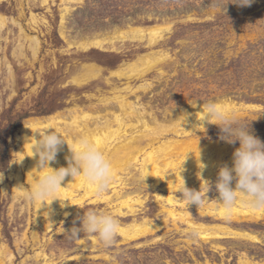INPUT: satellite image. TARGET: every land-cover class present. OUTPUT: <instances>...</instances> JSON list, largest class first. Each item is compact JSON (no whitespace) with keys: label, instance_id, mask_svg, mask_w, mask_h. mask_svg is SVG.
<instances>
[{"label":"rangeland","instance_id":"1","mask_svg":"<svg viewBox=\"0 0 264 264\" xmlns=\"http://www.w3.org/2000/svg\"><path fill=\"white\" fill-rule=\"evenodd\" d=\"M227 3L228 0L0 1L2 14L16 18L28 35L40 39L36 59L30 42L20 37L18 24L9 22L0 31V170L4 176L0 181V244L7 248L2 254L4 264H241L244 260L264 264V217L238 221L221 215L220 210L209 213L210 203H218L215 179L208 181V197L202 207L172 203V208L168 197L183 199L173 188H165L164 181L152 183L156 181L154 177L148 184H131L132 173L123 175L130 185L117 187L121 197L115 188L107 187L80 203L76 201L82 196L79 193L65 202L68 208L67 204L64 209L58 206L55 221L39 213L37 205L26 200L23 190L15 185L19 163L12 162L19 161L20 129L26 121L57 112L67 115L72 105L89 109L97 100L94 95H111L115 84L121 88L129 81L133 87L149 83L146 90L140 89L129 97L166 122L172 113L192 103L220 101L230 116L250 126V131L264 142V0H254L250 6ZM66 5L69 11L62 25ZM33 15L37 24L32 21ZM132 26L143 27L148 34L145 32L143 38L119 37L120 32ZM156 26L163 28L162 36L151 42L148 29ZM94 36L112 38L113 42L106 43L105 48L80 46ZM21 42L22 56L18 50ZM144 54L154 57L157 64L143 78L118 79L112 74L123 69V63L139 62ZM87 63L100 65L101 74L79 85L75 77ZM219 135V127L211 123L197 136L204 144L224 145L226 141ZM230 145L235 149L239 142ZM230 156L226 155V160ZM224 163L232 165L231 161ZM208 182L198 189L186 186L203 193ZM23 184L29 186L25 175ZM127 195L131 196L126 203L133 204L138 220L148 217L155 223L164 222L162 226L136 239L119 233L112 246H105L92 234L72 237L67 232L74 222L79 225L77 216L89 210L115 215L121 225L131 223L132 214L121 216L114 210L123 206L129 212L121 202ZM133 195L143 199V205L131 201ZM167 207L190 213L193 221L214 227L220 235H200L169 216ZM218 226L246 231L257 238L229 233Z\"/></svg>","mask_w":264,"mask_h":264},{"label":"bare ground","instance_id":"2","mask_svg":"<svg viewBox=\"0 0 264 264\" xmlns=\"http://www.w3.org/2000/svg\"><path fill=\"white\" fill-rule=\"evenodd\" d=\"M68 11L69 6L66 5L61 17L62 25L65 23ZM32 21L37 24L38 21L35 15L32 16ZM9 22L12 24L14 23L15 25L18 24L21 32L20 37L23 40L25 39V41L28 40L30 42V49L33 53V57L36 58L40 51L39 37L37 35H28L16 18H9L0 12V31H2V29ZM162 29L163 28L159 26L148 29L150 35L149 39L151 42L156 41L162 36ZM145 32L146 29L143 27L132 26L130 30L120 32L119 37L143 38L145 37ZM64 33L65 32L62 28L61 34H63V36H65ZM108 42H113V39H108V37L104 36L102 38L95 37L81 42L80 46L85 49L91 47L105 48V45ZM18 50L20 56H22L24 54V45L22 42L19 44ZM138 61L139 62L123 63L125 67L123 66V69L112 71V74L118 76V79L123 77L129 80L135 77L143 78L157 64L156 59L147 54L140 56ZM101 71L102 67L96 63L84 64L80 69V75L75 77V83L79 85L85 84L92 78L100 76ZM10 72L12 73L11 68ZM13 76L12 78H14ZM106 81L108 84H111L108 78ZM113 84L114 83H112V85ZM126 84V86L121 88L115 84L112 87L111 95H106L104 92L99 95H94V97L97 96V100L90 104L88 107L89 109H85L83 106H80L81 104L75 106L72 105L70 109L68 108L69 113L67 115L64 114V112H57L47 117L40 118V116L26 121L20 129L21 133L19 135L20 146L17 156L19 161L21 159L23 160L21 162L18 161V171H16L17 174L14 173L16 179L15 185L17 189L24 191V175L27 183L31 185L34 182V178L46 170H38L36 168L37 157L32 156L31 145L35 142V135H38V133H35L37 131H42L49 125L55 127L56 130L64 136L70 146L80 136H88L95 143V145L112 163L113 176L108 188H115L114 192H116L118 197H121V193L117 187L121 186L122 189H124L123 187L126 188L129 184L128 182H125L123 175L127 176V174L131 173V184L136 182L148 184L151 179L156 177V181L152 183L164 181L166 183L165 188L168 189L171 187L173 190H176L180 186L178 183L183 179L185 180L186 185H194L196 189L200 188L201 185L207 181L214 179L216 181L219 166L223 164L224 161L232 162V154L235 149L227 142L224 145L216 142L204 144L197 136L201 133V131L206 130L211 124L207 122H204V125L199 124V120L203 116L201 108L203 107L204 102L198 101L197 103H192L183 110L172 113L170 119H168L169 121L166 122L160 119L154 111L149 110L147 106L140 104L136 100H131L129 97L130 95L137 93L140 89L146 90L149 87V83H140L136 87H133L132 85L134 84L131 85L130 81ZM217 103L222 106L220 101ZM227 109L228 108L225 110L227 111ZM187 113L189 115L186 117V120L182 122ZM228 154H231V156L229 160H226V155ZM69 155V147L65 143L61 150L57 153L56 159L50 162V166L53 168H59L61 166L66 167L67 160L65 157ZM202 164L205 165L203 169L200 168L203 166ZM227 164L231 167L229 163ZM181 165L183 168L182 172ZM133 169L135 170L134 172ZM136 172H138V175H135ZM201 178L204 179L203 182L200 181ZM234 183L235 182H233V186ZM62 186L63 187L58 192V196L61 201L65 200L64 206L67 204L65 203L67 200H73L77 195H79V193H81L82 196L76 199V201L80 202L81 200L80 203H82L86 198H91L94 195L98 196L99 194V192L95 190L94 186L85 181L83 177L72 178L68 176L62 182ZM129 196L131 195H127L125 199L122 198L123 200L121 201L125 204V206H127V208H129V212H125L123 210L124 208H122L123 206L119 209H114L115 211L118 210L117 212L121 216H127L130 214L133 215L131 223L127 225L120 224V233L127 239H136L146 233H151L159 229L164 222L155 223L148 217H145L142 220H138L135 217L137 212L132 207L133 204L126 203ZM174 197L167 198V202L172 205V208L175 207L172 203H179L181 205L186 204L184 200H174ZM60 200L55 199L47 208H41L37 211L55 221L57 220L59 213L57 208L58 206L62 207ZM131 201L134 203L139 202V204L142 205L144 203L143 199L134 195L133 200ZM72 205L74 206L75 204ZM172 208H166L169 216L173 217L175 221H183L189 225V229L198 232L206 238H210L214 235H220L217 231L213 230L215 229L214 227L205 223L193 221V217L190 213L184 214ZM215 210H220V214L225 216L222 204L210 203L208 212L213 213ZM45 211H48V215ZM263 217L264 210L251 208L238 198L237 203L233 206L230 214L226 218L243 221L257 220ZM218 227L221 229L224 228V230L229 233L234 232L238 235L257 238L256 235L246 231H239L224 226ZM3 250L6 251L7 248L4 244H0V264H4L2 260ZM241 264L261 263L244 260L241 261Z\"/></svg>","mask_w":264,"mask_h":264},{"label":"clouds","instance_id":"3","mask_svg":"<svg viewBox=\"0 0 264 264\" xmlns=\"http://www.w3.org/2000/svg\"><path fill=\"white\" fill-rule=\"evenodd\" d=\"M253 2L254 0H228V3L239 6H250ZM201 112L203 116L199 124H215L220 129L221 140L229 144L239 142V147L235 148L232 154L231 167L226 163L221 164L215 181V190L218 193L216 200L223 205L225 216L230 214L238 198L251 208L264 210V142L250 131V126L230 116L215 101L204 102ZM188 115L187 113L184 116L182 122ZM37 133L35 142L31 145L32 156L37 157L36 168L46 170L35 177L34 182L26 186L22 193L26 200L38 205L37 210L47 208L55 199L60 200L58 192L68 176L83 177L97 192H102L109 186L113 176L112 163L88 136L78 137L70 146L64 136L51 125L35 134ZM65 143L70 151V155L65 157L67 166L51 167L50 162L56 159L57 153ZM202 165L201 169L205 167ZM3 178V171L0 170V181ZM209 188L208 182L206 191L202 193L200 189L187 187L183 179L176 192L181 193L180 198L187 205L195 204L199 208L204 205ZM64 201L60 200L62 207ZM45 212L48 215V211ZM76 219L79 225L74 222L73 227L67 231L72 237H79L81 233L92 234L105 246H112L120 233L119 221L112 214L89 210Z\"/></svg>","mask_w":264,"mask_h":264}]
</instances>
